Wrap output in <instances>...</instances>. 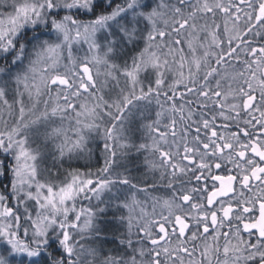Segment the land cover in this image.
Wrapping results in <instances>:
<instances>
[{"label":"snow or ice","instance_id":"obj_1","mask_svg":"<svg viewBox=\"0 0 264 264\" xmlns=\"http://www.w3.org/2000/svg\"><path fill=\"white\" fill-rule=\"evenodd\" d=\"M12 8L13 13L0 19V55L11 56L12 65L28 60V67L14 78L17 90L11 102L0 88V105L8 117L0 111V151L13 160L7 167L0 162V176L11 173L9 184L0 190V241L8 253V258L0 253V264H11L16 256L28 258L27 264H83L74 233L92 226V212L77 210V201L81 196L89 199V193L99 198L117 182L102 175L112 163L107 158L95 180L91 173L78 171L59 184L39 178V150L30 141L31 126L71 111L74 139L65 134L61 155L69 144L70 152L82 151L86 133H100L103 125L105 152L115 156L108 141L126 139L125 110L134 101L151 99L162 111L145 127L155 134L152 148L159 154L162 178L169 169L173 177L191 172L200 186L173 191L162 201L167 215L139 226L152 247L134 249L128 260L107 258L103 264H264V43L255 45L256 37L264 40V0H14ZM164 17L171 31L157 28ZM142 22L145 28L139 29ZM114 28L130 43L138 33L143 38L147 31V37L131 67L103 61L111 69L108 75L119 72L126 82L117 99L109 101L92 91L99 89L90 63L101 58L78 63L71 46L83 41L90 50L98 49L97 33L111 36ZM41 33L54 34L58 42L41 39ZM113 43L105 56L114 51ZM63 48L69 50V64L62 70ZM221 66L230 67L234 75L221 72ZM168 72L173 73L170 83ZM40 103L44 110L37 115ZM165 104L169 123L162 131ZM104 116L110 118L106 123ZM218 119L225 123L217 124ZM118 182L130 183L126 178ZM29 201H34L35 215ZM85 213L88 218L81 226ZM95 254L94 249L89 252Z\"/></svg>","mask_w":264,"mask_h":264},{"label":"trees","instance_id":"obj_2","mask_svg":"<svg viewBox=\"0 0 264 264\" xmlns=\"http://www.w3.org/2000/svg\"><path fill=\"white\" fill-rule=\"evenodd\" d=\"M118 2H121V0H118ZM2 5H4V3L1 4L0 7ZM82 19L86 20L88 17H82ZM42 35L44 39L47 38L48 33H41V36ZM27 36L31 37L32 33L29 31ZM141 40L142 39L138 40L134 45L131 44V46H129L127 42H124V47L122 48L124 55L115 57L116 63L118 65H123L125 62L129 63L130 58L135 57L138 53V48L141 47ZM262 43H264V40L260 37L255 38V44H257V46ZM11 60V56L0 55V68H2L3 71L7 70L8 72H12L17 65H12ZM222 68V72H227V68H224V66H222ZM171 75H173V73H166L167 82L169 83L173 77H171ZM230 75H234L232 69L230 70ZM111 100H113L112 97L109 101ZM160 100L161 103H163V95H161ZM168 107V104L164 105L163 111H165L166 114L162 116L160 120L159 127L162 131L165 130L164 125L169 123L167 119ZM193 107H195V105H193ZM161 111L162 109L156 103L155 99H151L150 101H134L133 105L129 106V109H126L123 114L122 127L124 129L123 135L126 139L120 143H122L121 145L126 144L127 146L121 147V145H115V147H113L115 156H110L105 152V140L101 139L103 136L99 138L95 136V132L93 137L95 136L94 140H96V143H92L89 147V150L91 149L90 153L95 155V157L90 162L84 163V165L81 161L75 163L71 162V165L68 167H66L64 163L56 166L52 165L51 160H56V155L58 154L57 150L54 149V144L48 149L45 147L43 150L46 155L40 158L39 164L41 165V170L43 168L49 173H51L52 170L61 172L66 168L72 169V172L75 170L78 172L89 171L94 176L100 174V170L105 167L106 158L112 161L109 171L107 173H102V175L117 182L109 185L110 189H107L103 201L99 204V207L96 208L98 210V216L95 219L93 227L83 232V235L81 233L78 235V232L74 233L75 240L77 239L78 251L82 252L83 263L87 258L90 259V264H103L107 258L128 260L135 254L133 251L134 249H139L142 246H147L148 248L143 233L139 230V226L143 224V221L136 217L128 216L127 205L132 201L134 195L139 196L140 193L142 196L139 197L140 203L151 206L159 201L162 202L164 199L171 198L173 191L178 190L182 186L189 189L191 187L200 186L193 178V173L191 172L187 174L177 173L176 176L173 177L168 174V172L171 171L169 169L162 178L161 172L164 170L159 167V154L153 151V142L149 140L150 137L155 134L150 135L148 129L145 127L156 121V113ZM222 123L225 122L220 119L217 120V124ZM231 130L234 131L235 128L233 127ZM177 131L179 132V127ZM171 139L172 138L169 137V144H171ZM189 140H191V136H189ZM141 145L145 147H141ZM168 146L169 145H162L165 149H167ZM173 151H175V148H173ZM65 158H63L64 162ZM0 162H2L4 167H7L11 159L8 155L0 153ZM2 170L3 168H0V171ZM10 177V173L5 176H0V190H3L5 182L9 183ZM125 178L129 180V184L118 182ZM170 181L172 182V188L168 187ZM133 185H135V187H133ZM193 195L194 197L196 196L195 193ZM19 213L23 215L24 212L19 208ZM21 222L23 224L24 220L22 219ZM90 231L92 232L90 233ZM81 235L82 237H80ZM129 240L132 242L131 246L128 244ZM121 241H123V243ZM54 248L55 245H53V249ZM1 249L0 247V251ZM53 249H50V251ZM93 249L96 253L95 256L89 255V252Z\"/></svg>","mask_w":264,"mask_h":264},{"label":"rangeland","instance_id":"obj_3","mask_svg":"<svg viewBox=\"0 0 264 264\" xmlns=\"http://www.w3.org/2000/svg\"><path fill=\"white\" fill-rule=\"evenodd\" d=\"M11 1L14 2V0H6V2H0V5L4 3V5H2L0 7V19L6 18V16L8 14L13 13V8H12L13 2L11 3ZM150 2L156 3V2H158V0H150ZM166 2H169L171 4H176L177 0H166ZM164 19H168V17H164L163 19L157 21V25H156L157 28L160 30L171 31L170 28H166L165 23H164ZM204 22H205L204 20L198 21V23L201 25L204 24ZM218 22H220V21L218 20ZM145 24H146V22H142L140 25H138V28L144 29ZM112 32L115 34L111 35V36H109L107 32L97 33L96 43L99 45L98 49L90 50L89 44L85 43L83 41L73 42V44L71 46L72 58L74 60H76L78 63L80 61L85 60V59H87L88 61H92L93 57L101 58L100 63H94V62L90 63V67L92 68L93 77L96 80L97 89H99V91H97L96 89H92V91L96 92V95H98V96L103 95L105 100H110L111 97L113 98V100L117 99V97L119 96V94L121 92V89L126 88L125 78L123 77V75H121V73L113 72L112 75H108L109 71H111V69L108 67V64L116 63L114 58L117 57L118 55L119 56L124 55V53L122 51V48L124 47L123 46L124 42H127V44L129 46H131V44L134 45L138 40L142 39L140 42L141 47L138 48L139 50H138V53L136 54V56H137L139 54V52L145 47V40L147 37V31L143 32V38H141L140 34L138 33L137 37L133 40V42L130 43V42H128L127 39L122 38V33H120L117 29H115V28L112 29ZM173 36H175V34H173ZM44 39L50 40V42H53V43L58 42L56 40V37L54 34H51V35L48 34L47 38H44ZM167 40H168V38L165 37V42ZM110 41L114 42L112 45L114 51L112 53L108 54V56H105V53L107 51V47H108ZM157 42L159 43L160 41L158 40ZM164 50L166 51L167 49L165 48ZM68 57H69L68 48H63L60 52V62H61L62 70H63V65L69 64ZM132 58L133 57L130 58L129 63L127 62L128 63L127 65L129 67H131V64H132ZM104 60H107L108 64L104 63L103 62ZM124 64L125 63H123V65H120V66L123 67ZM213 66H215V65L213 64ZM27 67H28V60H25L22 65H17V67L14 68L12 72H8L7 70L3 71V69L0 68V70H2V71H0V88L5 89V91L8 94L7 98L9 99L10 102L13 100L14 96L16 95V90H17V85L15 83L14 78L18 72H22ZM224 68H227V73L230 74L231 68L228 66H224ZM222 69L223 68L221 66L220 67L221 72H222ZM172 76L173 75H171V77ZM141 80L142 81L144 80V74L143 73H141ZM144 83L146 84L147 82L144 81ZM52 95L55 96V91H53ZM84 95L87 96V93H85ZM24 99H25L26 103H30L27 101L26 96ZM44 99H47V97H44ZM80 102H83V101H80ZM89 102L91 103L92 101H89ZM61 103H63V101H61ZM43 110H44V105H43V103H40L38 105V111L36 114L39 115L40 112H42ZM114 110L115 109H113V111ZM0 111H4V116L7 119L8 118L7 112L5 110H3L2 105H0ZM165 114H166V112H165ZM106 117L107 116H104V118H103L105 123L110 119L109 117H107V118ZM161 119H162V117H161ZM9 123H11V120H9ZM2 126H3L2 122H0V127H2ZM75 127H76V125H75V113H72L71 111H69L63 117H61L60 115H57L54 117H50L48 119H41V120L37 121L36 124L31 126V128L29 129L30 141L32 142L33 148H37L39 150V158H38V169L40 172L39 178L47 179L51 182H55L56 184H59L65 180V178L68 176L69 173L72 172V169H66V168L63 169L61 172H59L58 170H55V171L52 170L51 173H49L48 171H46L43 168L41 170V165L39 164L40 163L39 160L43 155H46V154H44V151H43L45 149V147H47V149H48L51 145L54 144V149L57 150L58 154L56 155V160L55 159H54V161L51 160V162H52V165H55V166L61 165L64 163V165L66 167H68L69 165H71V162L75 163V162H79V161H81L84 165V163L86 164L87 162H90L95 157V155L90 153L91 149L89 150V147L91 146L92 143H96V140H94L95 136H97L98 138L103 136V125L101 127V132L100 133L95 132L96 135L94 137H93L94 131L91 133H86V148H84L82 151H71L70 152L68 149L71 147V145L69 144L68 147L64 148L63 155H61L60 149H61V147L64 146V144L66 142L65 141V134L69 140L74 139ZM56 129H62L63 131L61 133L57 134L55 132ZM152 137H150L149 140L153 142ZM101 139H104V137H102ZM122 141H124V140L117 138L116 141L110 140V141H108V143L113 148V147H115V145L120 146L122 144L120 142H122ZM102 143H103V141H102ZM0 153H3V152L0 151ZM3 154L7 155L5 153H3ZM8 156L11 159V162L8 163V165H10L13 163V160H12V157L10 155H8ZM63 158H65L66 163L63 161ZM81 172H80L81 174L90 173L89 171H85V172L81 171ZM97 176H98V174L93 176L91 173L92 179L95 180L97 178ZM4 184H5L4 186H6L9 183L5 182ZM108 188L110 189V186H108L107 188H105L103 191H101L99 193V198H97L92 193H89L88 194L89 199H85L83 196H81L78 199L77 210L91 209V212H92V226L90 228H85L82 232H78V235L80 233L82 234L83 232L90 230L93 227L95 219L98 216L97 215L98 210L96 208L99 207V204L103 201L105 192L107 191ZM139 197H142L140 193H139V196L134 195L132 197V201L129 202V204L127 205L129 217H136V218L142 220L144 223L146 220H149V219H159L161 213H163L164 215H167L166 209H164L162 207V202L159 201V202L155 203L156 205L154 204V205L149 206L147 204L140 203L141 201H140ZM33 204H34V201L28 202L29 211L32 212L33 215H35L34 210L32 208ZM13 205L15 206L14 201H13ZM20 209L24 212V206L23 205L20 206ZM87 218H88L87 213H85V215H83L81 217V221H80L81 226H83L84 220ZM156 229L158 230V228H156ZM156 229H154V234L157 233ZM226 229L227 228H225L224 230L227 231ZM21 235H22V233H21ZM82 235L80 237H82ZM245 236H246V234H245ZM173 239H175V238H173ZM252 239L254 240L255 237H253ZM145 243L148 244V248L152 247L148 241H145ZM0 247L2 248L0 253H2L6 258H8V253L4 252L3 241H0ZM145 247L147 248V246H145ZM21 259H24V260L26 259L25 263L27 264L28 258L21 257V256H16L15 259H13L11 261V264H19ZM83 264H90V259L89 258L85 259Z\"/></svg>","mask_w":264,"mask_h":264},{"label":"bare ground","instance_id":"obj_4","mask_svg":"<svg viewBox=\"0 0 264 264\" xmlns=\"http://www.w3.org/2000/svg\"><path fill=\"white\" fill-rule=\"evenodd\" d=\"M13 2V1H12ZM41 39H43V35L41 36ZM92 231H90V233H91ZM26 264V263H25Z\"/></svg>","mask_w":264,"mask_h":264},{"label":"flooded vegetation","instance_id":"obj_5","mask_svg":"<svg viewBox=\"0 0 264 264\" xmlns=\"http://www.w3.org/2000/svg\"><path fill=\"white\" fill-rule=\"evenodd\" d=\"M257 46V44H255ZM229 167H231V165H228Z\"/></svg>","mask_w":264,"mask_h":264}]
</instances>
